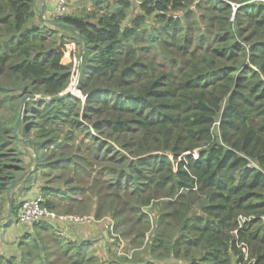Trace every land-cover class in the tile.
<instances>
[{"label":"trees","instance_id":"trees-1","mask_svg":"<svg viewBox=\"0 0 264 264\" xmlns=\"http://www.w3.org/2000/svg\"><path fill=\"white\" fill-rule=\"evenodd\" d=\"M35 2L0 0V220L26 145L11 215L37 186L50 210L111 215L132 253L16 218L0 264H264V0H86L52 23ZM70 42L83 96L44 100L72 83Z\"/></svg>","mask_w":264,"mask_h":264},{"label":"rangeland","instance_id":"rangeland-1","mask_svg":"<svg viewBox=\"0 0 264 264\" xmlns=\"http://www.w3.org/2000/svg\"><path fill=\"white\" fill-rule=\"evenodd\" d=\"M70 2L72 5H70V7L68 8V11L76 9L77 11L80 12V10L82 11V9L85 8V0H70ZM36 21L37 22L39 21L38 15L36 17ZM148 22L151 23V19H149ZM70 40L71 39H69V41ZM67 46H68V50L71 51V59L73 62V72H72V83H71V85L75 86V77H76V72L78 71V64H79V57H80L81 50L79 48H77L74 43H71V42ZM67 60H69V59L67 58L65 61H67ZM70 86L68 89H71ZM75 89H76V86H75ZM73 93H75V94L78 93L77 95H80V93L77 89L73 90ZM80 96H83V95H80ZM21 149L28 154V159L26 160L27 168L32 169L36 163V162H34V163L32 162V157H34L32 148L29 146H26V145H21ZM16 192H18V193H16L15 197L21 201L23 199V196L21 195L22 192L19 190H17ZM93 206H94V204H93ZM7 208H8V203L5 202V208L2 211V214L4 217L7 214ZM147 211L150 213V215L153 218L156 217L157 209L155 207H149V208H147ZM57 212L61 213V214H72V215L93 217V220H95V221H92L89 224H86V225H68V227H78V228H85V229L91 228L90 231L85 230L84 231L85 233L83 235H85V239L89 238L90 240H92L93 244L91 246V250L93 251V253L97 257L103 259L106 256L105 252H107V250L110 251L111 256H123L124 254H128L130 256V254L132 253L131 250H129V248H131V244H129V241L127 239H123L122 236L118 232L114 231V220L112 219L111 215H105L102 218H97V217H95V215L92 211H88L87 213H85V212L81 213L78 211L67 213V212L60 210ZM16 218H17L16 215H14V214L11 215V217L9 219V226L8 227H4V224H6L5 223L6 221L0 220V224H3L0 226V258H1V256L4 258L8 257V254L11 253L10 251L14 248H17V246L15 247V245L18 241V237H19L17 235H20V234L17 233V235H15V233L13 232V229L16 228L15 227ZM31 226H24L26 228L27 232H29V230H30L29 228ZM110 226H112V229ZM102 230L105 232V234L108 233V236L105 237L106 240H108L107 244L105 243V240H103V239L97 240V238L101 237V234H102L101 231ZM108 230H110V231H108ZM94 231H95V233L92 234ZM52 233L55 234L56 232L53 231ZM65 233H64L65 235H62V234L61 235L55 234V235H56V237L61 236V237H64L68 240H73L75 238V236L74 235L72 236L71 234H69L67 230L65 231ZM41 236L43 239L42 248H50L51 249L54 247L53 242L48 240L45 232H42ZM105 264H109V263L106 262Z\"/></svg>","mask_w":264,"mask_h":264},{"label":"built area","instance_id":"built-area-1","mask_svg":"<svg viewBox=\"0 0 264 264\" xmlns=\"http://www.w3.org/2000/svg\"><path fill=\"white\" fill-rule=\"evenodd\" d=\"M68 0H58L56 5V17L62 16L68 9ZM76 84L77 79L75 78ZM42 197L37 196L31 199H23L18 209L17 220L24 226L40 224L43 221L50 220L54 226L55 234L65 235L68 231V225H86L91 223L93 217L79 216L72 214H61L42 206ZM112 229V226H110ZM65 233V234H64ZM245 251V250H244Z\"/></svg>","mask_w":264,"mask_h":264},{"label":"crops","instance_id":"crops-1","mask_svg":"<svg viewBox=\"0 0 264 264\" xmlns=\"http://www.w3.org/2000/svg\"><path fill=\"white\" fill-rule=\"evenodd\" d=\"M58 0H36L35 2V11L37 15L43 20V22H47V20L52 21V19L56 18V5ZM86 1V0H85ZM90 4V3H89ZM44 7V8H43ZM40 190L37 186H34L32 191L28 193L24 198H34L40 195ZM77 227H69L68 231H72L70 234L75 236L77 240H85V235H83L85 230H91V228H79ZM96 231V230H95ZM95 231L92 233L94 234Z\"/></svg>","mask_w":264,"mask_h":264},{"label":"water","instance_id":"water-1","mask_svg":"<svg viewBox=\"0 0 264 264\" xmlns=\"http://www.w3.org/2000/svg\"><path fill=\"white\" fill-rule=\"evenodd\" d=\"M43 8H44V7H43ZM47 22L52 23V21H50V20H47ZM55 25H57V26L60 27V28H70L69 26H67V25H65V24H63V23H57V24H55ZM75 34H76L78 37L82 38V35H81L80 33H77V32H76ZM84 47H85V43L83 44V48H82V50H81V52H80L78 69L80 68L81 57H82V54H83ZM75 86H76V81H75ZM75 86L73 87L72 90H71V89H67L65 92H63L62 94H60V95L57 96V97H54V98H45L44 100L51 101V100H55V99H57V98H63V97H65V96H67V95L73 94V90H76V89H75ZM74 94H75V93H74ZM29 98H34V99H36V100H41V99H43V98H41L40 96H37V95H27V96H25V97L23 98V100H22L21 109H23V105H24L25 100H26V99H29ZM20 117H21V116H20ZM34 159H35V162H36V163H35V166H36V164H37V157H36V155H34ZM35 166H34V167H35ZM34 167H33V168H34ZM33 168H32V169H33ZM32 169H29L27 172L23 173L20 177H18V178H17V179L11 184L10 188L8 189V191H7V193H6V195H7V199H8L7 214H6V216H5L4 218H2L1 220H3V219H9V218H10L11 210H12V205H13V201H12V197H11V191L19 185V183L22 181V179L24 178V176H25L27 173L31 172Z\"/></svg>","mask_w":264,"mask_h":264},{"label":"bare ground","instance_id":"bare-ground-1","mask_svg":"<svg viewBox=\"0 0 264 264\" xmlns=\"http://www.w3.org/2000/svg\"><path fill=\"white\" fill-rule=\"evenodd\" d=\"M74 87V86H73ZM73 89V88H72Z\"/></svg>","mask_w":264,"mask_h":264}]
</instances>
